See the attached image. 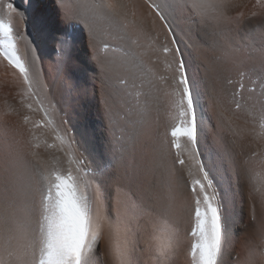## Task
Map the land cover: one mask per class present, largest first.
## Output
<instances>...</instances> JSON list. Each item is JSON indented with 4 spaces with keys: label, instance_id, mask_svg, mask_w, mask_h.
I'll use <instances>...</instances> for the list:
<instances>
[{
    "label": "bare ground",
    "instance_id": "1",
    "mask_svg": "<svg viewBox=\"0 0 264 264\" xmlns=\"http://www.w3.org/2000/svg\"><path fill=\"white\" fill-rule=\"evenodd\" d=\"M102 2L65 0L80 17L68 20L58 0H33L31 7L28 0H0V18L11 23L15 55L33 82L29 92L5 58L10 45L0 32V168L7 131L22 157L17 168L33 188L69 168L91 183L90 196L99 184L113 217L105 216L102 205L98 252L104 264H119L108 245L125 238L111 224L130 195L145 206L126 237L131 264H190L188 209L193 204L186 181L189 169L199 173L190 146L184 150L186 138H180V150L168 143L182 119L172 79L176 63L162 50L165 44L174 47L172 36L148 0H113L121 7L112 12L94 7ZM7 3L24 11L27 21L10 14ZM233 4L223 23L213 19L196 25L179 9L168 15V23L189 77L195 78L197 120L203 128L197 159L210 168L230 224L234 246L226 259L228 264H264V108L258 102L264 83V7L257 0ZM207 11L211 18L220 15ZM38 14L46 21L43 31L37 28ZM65 34L68 44L61 43ZM45 112L53 125L40 126ZM73 137L79 147L68 142ZM177 151L183 166L173 162ZM149 208L158 213L155 232L145 227ZM0 261L17 264L2 240Z\"/></svg>",
    "mask_w": 264,
    "mask_h": 264
},
{
    "label": "snow or ice",
    "instance_id": "2",
    "mask_svg": "<svg viewBox=\"0 0 264 264\" xmlns=\"http://www.w3.org/2000/svg\"><path fill=\"white\" fill-rule=\"evenodd\" d=\"M148 3L155 15L164 22V27L172 36L171 44L174 46L169 47L165 44L162 50L166 54L171 53L176 63L172 79L175 80L179 89L177 106L180 108L182 119L172 127L171 140L168 143L171 148L180 150L182 147L180 138H186L184 150L187 151L190 146V158L195 161L199 173L195 175L189 169L190 180L186 181L193 204V207L188 209L192 225L190 229L192 243L188 253L190 264H228L226 257L231 255L234 246L230 224L223 212V205L210 175V168L197 159L199 137L203 133V128L198 125L197 120L198 93L195 78L189 77L183 53L168 23V15L179 9L187 13L193 24L207 26L213 19L217 23H223L226 20L225 13L236 5L233 4V0H214L211 4L206 3L205 0H148ZM257 4L264 7V0H257ZM28 5L31 7L33 0H28ZM6 7L10 14L15 13L22 20L27 21L25 12L18 10L13 3H7ZM58 7L61 8V15L66 19H80L74 7L65 5V0H58ZM94 7L104 12H112L121 5L113 0H104ZM209 8L218 11L219 17H209L207 11ZM252 15H257V13ZM37 28L40 31L46 28V21L39 14L37 15ZM12 31L11 23L0 18V32L8 39L10 45V55H6L5 58L8 59L10 65L19 70L24 84L31 92L33 82L29 77L28 68L15 55ZM70 39L66 36L61 43L68 44ZM242 89L243 84L241 83L240 90ZM258 102L264 108V83L261 84ZM37 103L39 104V101ZM28 107L31 108L32 105ZM236 107L239 108L240 104L237 103ZM27 119L25 117V121ZM53 123V120L47 118V112H45V119L40 126H51ZM262 127H264V122H262ZM60 139L63 144L64 138ZM68 142L79 147L74 137ZM16 143L5 131L2 147L3 166L0 168V240L3 241L8 256L15 257L17 264H104L98 252L101 236L99 222L101 206L104 205V214L108 219L113 220V217L111 205L105 204L107 198L102 193L99 184H97L94 197L90 196L88 189L91 183L82 182V178L73 175L69 168L66 173L53 172L50 178H44L47 180L46 184L33 188L25 182L23 174L17 168L22 157L16 148ZM180 156L181 152L177 151L173 162L183 166L185 160ZM78 163L82 164L83 160ZM32 166L39 171V165L33 164ZM80 171L81 168L78 167L77 172ZM168 210H172L171 203ZM147 211L151 215L145 227H151L155 232L159 227L157 210L149 208ZM144 212L145 206L137 203L131 195L128 201L123 203L122 210L119 208L116 210L111 227L114 228L118 237L122 235L125 238V242L113 243L110 240L108 252L119 261V264H131V253L126 237L131 230L132 222ZM261 239L264 240V230H261ZM22 240L27 242L20 244ZM13 242L17 244L15 249ZM261 255L264 256V253ZM152 258L150 255L149 260ZM155 260L160 261L161 255L157 254ZM0 264H5V262L0 261Z\"/></svg>",
    "mask_w": 264,
    "mask_h": 264
}]
</instances>
